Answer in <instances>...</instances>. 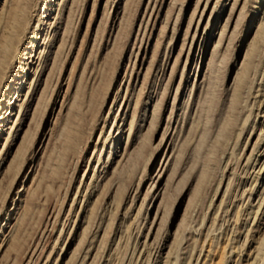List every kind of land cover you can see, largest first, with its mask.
I'll use <instances>...</instances> for the list:
<instances>
[{
  "label": "rangeland",
  "instance_id": "obj_1",
  "mask_svg": "<svg viewBox=\"0 0 264 264\" xmlns=\"http://www.w3.org/2000/svg\"><path fill=\"white\" fill-rule=\"evenodd\" d=\"M4 44L0 264H264V0H3Z\"/></svg>",
  "mask_w": 264,
  "mask_h": 264
},
{
  "label": "bare ground",
  "instance_id": "obj_2",
  "mask_svg": "<svg viewBox=\"0 0 264 264\" xmlns=\"http://www.w3.org/2000/svg\"><path fill=\"white\" fill-rule=\"evenodd\" d=\"M11 24H12V22H11ZM14 26H15V25H14ZM2 44H3V43H2ZM3 47H5V48H6L5 44H4V45H3V46L0 48V57H1V55H2V52H3L2 50H4V49H3Z\"/></svg>",
  "mask_w": 264,
  "mask_h": 264
},
{
  "label": "snow or ice",
  "instance_id": "obj_3",
  "mask_svg": "<svg viewBox=\"0 0 264 264\" xmlns=\"http://www.w3.org/2000/svg\"><path fill=\"white\" fill-rule=\"evenodd\" d=\"M3 3V0H0V4H2Z\"/></svg>",
  "mask_w": 264,
  "mask_h": 264
}]
</instances>
